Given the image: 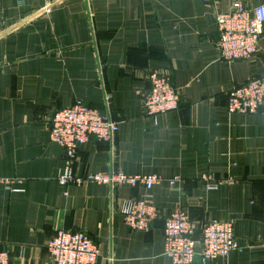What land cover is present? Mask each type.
<instances>
[{
    "label": "crops",
    "instance_id": "crops-1",
    "mask_svg": "<svg viewBox=\"0 0 264 264\" xmlns=\"http://www.w3.org/2000/svg\"><path fill=\"white\" fill-rule=\"evenodd\" d=\"M230 5L0 0V180L17 181L10 190L0 185V251L9 264H51L46 245L58 230L88 236L96 264H172L163 227L177 208L197 241L209 222H232L239 250L210 264H264V108L226 114L232 88L264 79V26L251 60L222 61L215 17ZM149 72L166 75L179 96L178 109L155 122L142 107ZM76 102L118 132L111 143L90 138L77 151L75 176L179 178L178 187L59 185L64 150L49 140V120ZM204 177L223 183L208 189ZM144 197L158 216L148 232H135L118 208Z\"/></svg>",
    "mask_w": 264,
    "mask_h": 264
},
{
    "label": "built area",
    "instance_id": "built-area-1",
    "mask_svg": "<svg viewBox=\"0 0 264 264\" xmlns=\"http://www.w3.org/2000/svg\"><path fill=\"white\" fill-rule=\"evenodd\" d=\"M205 4L218 0H202ZM218 32L216 48L219 58L226 62L251 60L258 52L264 26V4L247 6L243 0H231L226 13L215 17ZM149 90L144 95L142 107L144 114L153 119L179 106V96L172 87L169 78L158 72L147 75ZM264 108V79L253 78L244 85L232 88L227 94L226 114L250 115ZM49 140L64 150L65 168L58 178L61 186H81L85 183L116 188L126 185L130 188L143 187L149 191L152 187L167 183L178 187L179 178L168 180L155 176H127L122 173L108 172L78 177L73 174L72 166L77 151L86 145L90 138L98 142L111 143L118 132V124L109 120L97 110L76 102L61 109L49 120ZM203 181L208 189L223 182H213L208 177ZM225 182L231 184L232 180ZM17 181L0 180V185L10 190ZM124 224L135 232H148L150 224L157 218L158 212L149 199L126 200L118 208ZM195 225L182 208L171 211L165 218L163 235V254L172 264H210L216 260H225L233 251L239 250L234 241L233 224L229 221H212L201 230V238H194ZM46 250L51 264H96L99 251L91 239L79 231L58 230L47 243ZM0 264H9L7 251H0Z\"/></svg>",
    "mask_w": 264,
    "mask_h": 264
}]
</instances>
